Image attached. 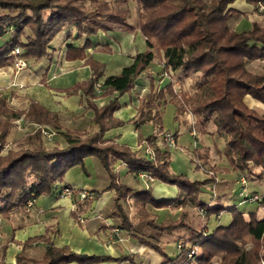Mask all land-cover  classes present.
<instances>
[{
	"label": "trees",
	"instance_id": "obj_1",
	"mask_svg": "<svg viewBox=\"0 0 264 264\" xmlns=\"http://www.w3.org/2000/svg\"><path fill=\"white\" fill-rule=\"evenodd\" d=\"M83 1L0 0V39L9 36L0 46V68L10 64L11 57L8 54L15 47L20 48L21 56L25 59L43 58L49 43L69 26H74L80 36L94 35L99 30L132 29L127 23L130 9L126 0H118L113 6L104 1L89 0L93 10H87ZM135 1L137 27L144 37L146 49L137 53L131 64L124 66L119 74L106 77L100 94L95 92L94 85L104 65L90 58L85 61L92 71L90 78L72 87L86 97V104L94 113L92 122L97 127L95 132L82 136L65 131L61 133L66 142L65 147L47 148L38 129L33 135L34 145L4 153L2 149L6 137L19 116L24 121L48 125L53 130L61 129V125L56 114L35 102H31L27 111L16 112L0 96V215L8 217L13 210H26L29 200L50 196L55 183L63 181L65 173L74 166L78 165L87 173L84 159L93 157L106 172L109 183L103 190L95 192L92 198L84 197L81 201L87 206L101 193L114 191L113 204L127 231L131 229V223L121 202L125 203L128 196L135 198L139 222L158 232L190 229L188 213L182 211L177 219L157 223L146 211L147 204L162 208L190 200L208 216L232 211L227 226H217L208 232L205 224L201 231H193L188 243L179 241L176 244L178 254L174 258H170L158 244L131 233L132 237L163 258L161 264H210L214 257L220 258L221 264H260L264 262V219H257L252 213L246 218L242 212L235 210L234 205L224 207L217 202L210 207L198 203L200 189L213 179L190 181L183 175L171 174L169 148L166 145L164 150L154 146L155 156L148 158L138 156L125 144L104 140L103 136L112 127L124 124L113 116V112L120 107L118 98L134 88L137 78L149 70L150 64L159 61L163 65L162 71H172V79L161 88H154L150 80L149 92L140 98L137 118L132 121L134 126L140 127L146 121H152L161 133L162 113L158 109V102L172 104L176 120L185 112L194 116L195 124L192 127H197L200 135L208 133L207 124H213L215 132L224 141L226 156L233 170H244L248 163L264 170V114L244 102L245 96L249 95L264 104V69L250 73L246 68L251 61L264 60V27L253 25L247 30L232 29L228 22L237 12L228 6L235 0ZM246 1L255 5L262 2ZM102 49L110 52L108 48ZM188 79L192 80L189 94L177 92L174 83H184ZM114 92L117 95L101 107L91 102V99ZM30 138L26 136L24 140ZM155 138L151 135L146 141ZM201 150L195 151V155L206 164L208 149ZM112 160L122 162L129 173L145 174L160 182L175 185L179 195L175 199L154 200L148 190L133 191L119 181ZM68 189L72 196L78 193L72 188ZM71 216L76 219L77 211L71 212ZM246 239L252 243L251 250L239 247ZM33 241L46 243L41 259L29 257L25 253V246ZM178 244H181V249L177 247ZM191 250H194V254L188 257ZM14 260L12 264L133 262L128 256L113 258L77 254L67 246L55 247L45 235L28 238ZM0 264L11 263H5L2 259Z\"/></svg>",
	"mask_w": 264,
	"mask_h": 264
},
{
	"label": "crops",
	"instance_id": "obj_2",
	"mask_svg": "<svg viewBox=\"0 0 264 264\" xmlns=\"http://www.w3.org/2000/svg\"><path fill=\"white\" fill-rule=\"evenodd\" d=\"M100 1L114 5L118 0ZM126 1L130 9V17L127 20V23L132 28L130 31L99 30L94 35L80 36L74 26H69L56 35L59 37L57 42H54L55 39H53L49 43L47 54L43 58L34 60L23 57L26 61V66L21 69L14 67L11 58L9 65L0 68V96L6 99L10 109L16 112H25L31 102H35L49 112L56 114L61 125V129L53 130L48 125H38L24 121L22 116H19L15 119L14 125L10 128L6 137L5 145H10L12 147L10 150L34 145L33 135L39 127H44L54 132L51 142H46L47 146L44 145L47 148L65 147L66 142L61 136V133L65 131L75 132L84 136L97 130L96 125L92 122L94 113L87 106L86 97L80 90H74L72 87L90 78L92 71L90 66L85 63L90 58L104 65V69L96 82L100 86V92L98 93L100 94L104 88L103 84L106 77L119 74L124 66L131 64L133 57L137 53H141L146 49L144 37L140 34L137 27L136 1ZM228 7L237 12L228 22L232 29L247 30L252 28L253 25L264 27V11H258L255 4L248 3L246 0H235ZM8 39V35L2 37L0 46ZM102 48H108L110 52L108 53ZM162 67L163 65L159 61L150 64L149 70L137 78L134 88L118 98L120 107L113 112V116L124 122V124L112 127L106 131L103 136L104 140L125 144L132 151H136L138 156L148 158L155 156L154 146L164 150V148L159 146L162 141L161 134H163V131L159 135H154L156 136L155 140L150 142H147L146 138L151 135L148 134L146 136L142 132L146 124L154 126L152 121H146L140 127H135L132 123L137 118L141 96L149 92L151 79L152 85L156 83L157 75ZM246 68L250 73H258L260 69H264V60L251 61L246 65ZM188 80L190 81V79ZM163 82L165 84L167 80ZM116 95V92L108 96L101 95L91 99V102L95 106L101 107ZM244 102L257 112H264V104L249 95L245 96ZM166 105L163 104L162 109L158 108L161 113ZM193 117L190 113L185 112L179 115L177 121L179 124L182 123L185 129L188 128L190 136L197 140L196 131L191 125ZM183 132V128L176 132L174 135L176 142L178 133ZM205 135H209V133ZM214 135L217 136L218 134L215 132L211 137ZM26 136L31 138L24 140ZM213 157L215 156L208 150V158L213 167L212 171L217 176L218 166H215ZM95 160L93 157L84 159L87 173L83 172L78 165L69 169L65 173L64 180L55 183L50 196L38 197L26 210H13L8 217L0 215V260L3 259L5 263H14L15 256L20 251L23 243L28 238L38 235L48 237L55 247L67 246L72 252L77 254L110 256L113 258L128 256L133 261H105L96 264H161L163 258L154 250L138 241V239L132 237L131 233L158 244L170 258H174L178 254L176 244L179 241L188 243L191 238L192 234L184 237L182 232L188 228L165 232L155 231L158 233L155 236L142 233L137 227L145 224L139 222L140 214L133 196H128L125 203L121 202L124 212L131 223L129 231L124 229L116 213L113 204L114 191H105L92 199L87 206L84 205L79 197V192L84 191L88 198H92L95 192L103 190L109 183L106 172L97 160L99 166L95 164ZM88 162L94 163L93 166L96 172L89 170ZM111 163L113 170L119 174V181L132 188L133 191L148 190L154 200L175 199L179 195V190L175 185L160 182L145 174L136 175L129 173L125 165L118 160H112ZM140 182L143 185L141 187L139 186ZM209 185L206 184L201 189ZM67 187L78 191V193L75 196L63 193V188ZM223 200L228 199L219 196L216 198L218 203ZM216 201L207 203V205L212 207L217 203ZM76 202L79 203L76 204ZM190 204L193 205L190 200H186L185 203L175 202L162 208L147 204L145 209L157 223H161L168 219H177L180 213L186 211L185 209ZM226 205L223 204L222 206L227 207ZM73 211H77L76 219L71 216ZM222 213L215 215L216 218L220 219ZM242 213L244 217L248 218L246 213ZM209 216H206V220ZM112 228H115L114 230L119 229L122 234H111L113 232ZM143 232H146V230L144 229ZM163 233H168V235L162 236ZM45 246L46 243L44 242L33 241L25 246V253L29 257L41 259ZM4 247L5 249H3ZM33 252H37L38 256L33 255ZM70 264L78 263L72 262Z\"/></svg>",
	"mask_w": 264,
	"mask_h": 264
},
{
	"label": "rangeland",
	"instance_id": "obj_3",
	"mask_svg": "<svg viewBox=\"0 0 264 264\" xmlns=\"http://www.w3.org/2000/svg\"><path fill=\"white\" fill-rule=\"evenodd\" d=\"M84 6L87 10H93V7L90 4L89 0L83 1ZM113 6V5H111ZM58 36H55L54 42H57ZM261 71V69H260ZM162 72V69L161 71ZM160 74V73H159ZM157 75L156 83L153 85L154 88H161L162 84H158V77ZM175 90L177 92H182L185 94H189L191 87H192V80H187L184 83H174ZM191 94V93H190ZM168 98V97H167ZM163 103L161 101L158 102V108L162 109ZM189 113V112H187ZM264 114V112H262ZM161 125L162 131L169 132L172 135L179 132L180 129H184L183 133H178L176 148H172L169 150V172L173 175H183L190 181H201L205 179L212 178L213 180L209 181L210 184L208 187L200 189V192L197 195V202L202 203H211L216 201L217 196L227 198L228 200H223L221 204L226 206H232L234 204L235 210L244 212L247 215L254 214L257 219H264V170L260 167L255 166L253 163H249L244 169V174L248 176L247 181V190L249 192H256L262 198L261 201L255 202L252 204H245L241 203L240 199L237 197V192L240 190V184L237 183V170H233L230 166V163L226 156L225 145L223 143V139L218 135H214L211 137L213 133H215V129L212 123L207 124L206 131L209 135H200L198 133V128L195 127V136H197V140H194L190 136V130L188 128L185 129V126L175 119V109L174 106L171 104H167L162 112L161 117ZM53 132V131H52ZM144 135H159V129L156 127H152L151 125H145L142 129ZM212 134L210 135V133ZM154 133V134H153ZM161 134V140H162ZM43 144L46 145V142H51V140H47L43 136ZM160 142V139H159ZM47 146V145H46ZM162 148L165 147L163 140L159 145ZM12 148V147H11ZM202 148H207L211 151V154L214 155V163L215 166H218V173L217 176L214 175V171H207L208 169L213 170V167L210 164L208 155H207V163L204 164V161H201L196 155L195 151L200 150ZM20 149V148H18ZM17 148L15 150H18ZM8 151V150H7ZM5 153V152H4ZM195 155V156H194ZM220 155V156H219ZM213 158H211L213 160ZM191 159L193 161H191ZM95 164L98 165L97 161L95 160ZM213 164V163H212ZM94 163L88 162V168L91 172H96L95 167L93 166ZM200 166L196 168V166ZM209 165V167H207ZM99 166V165H98ZM207 167V168H206ZM262 178V179H261ZM139 186H143L142 183H139ZM74 190V189H72ZM87 197V196H86ZM218 202V201H216ZM28 208V207H27ZM188 213L187 221L190 225V229H184L182 232L184 237H187L193 233V231L199 232L202 230L204 224H206L208 232L213 231L217 226H227L231 221V212L230 210L223 211L220 216V219H217L215 214H211L206 220V214L203 209L198 208L195 205H188L185 209ZM111 234L121 233L120 230H114ZM139 231L142 233H146L149 236L158 235L155 230L147 227L146 225H141L137 227ZM144 229L146 232H143ZM122 234V233H121ZM168 235V233H163L162 236ZM148 237V236H147ZM240 248H244L245 250L252 249V243L249 239H246L243 244H239ZM5 249V247L3 248ZM196 251V250H195ZM33 255L36 257L38 256L37 252H33ZM4 256V255H3ZM210 264H221V260L218 257H214ZM260 264H264L261 262Z\"/></svg>",
	"mask_w": 264,
	"mask_h": 264
},
{
	"label": "built area",
	"instance_id": "obj_4",
	"mask_svg": "<svg viewBox=\"0 0 264 264\" xmlns=\"http://www.w3.org/2000/svg\"><path fill=\"white\" fill-rule=\"evenodd\" d=\"M256 9L260 12L264 11V2H258L256 5ZM8 56H10L13 60V65L16 69H21L24 68L26 66V61L25 59L21 56V50L19 47H15L13 50H11L8 54ZM172 71L170 69L167 70H163L158 77V84H162L164 80H167V82H170L172 79ZM99 85L95 84L94 85V90L95 92L98 94L100 92L99 90ZM195 124V120L192 119L191 121V125ZM41 132V134L47 139V140H51L54 132L44 128V127H39L38 128ZM162 140L164 142V144L168 147V148H174L176 146V140L174 138V135H172L169 132H164L162 135ZM11 147L10 145H4L2 151L6 152L7 150H10ZM249 164V163H248ZM244 170H237V183L240 184V190L237 192V196L238 198H240V202L241 203H255V202H259L261 201V196L256 193V192H249L247 190V181L248 176H246L244 174ZM63 193L67 194V195H72L71 194V190L68 188H63ZM87 194L84 191L79 192V197L80 198H84L86 197ZM34 200H29L27 203V206L30 207L32 205ZM177 247L179 249H181V244H178ZM194 254V250H191L188 253V257H191Z\"/></svg>",
	"mask_w": 264,
	"mask_h": 264
}]
</instances>
